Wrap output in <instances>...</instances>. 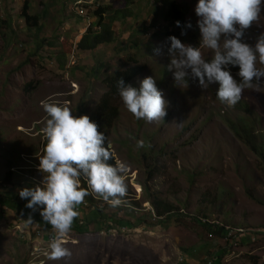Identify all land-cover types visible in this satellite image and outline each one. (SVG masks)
Wrapping results in <instances>:
<instances>
[{
    "label": "rangeland",
    "instance_id": "374dc122",
    "mask_svg": "<svg viewBox=\"0 0 264 264\" xmlns=\"http://www.w3.org/2000/svg\"><path fill=\"white\" fill-rule=\"evenodd\" d=\"M24 1L0 0V264H206L224 241L195 220L264 227V77L254 78L230 107L217 98L218 83L206 89L190 77L187 83H176L167 70L170 41L161 16L172 2L191 24L181 42L200 47L206 61L214 56L200 45L198 0H135L132 16L113 24L114 42L92 51L77 48L80 37L90 24L104 21L100 7L123 8L124 0H32L28 21L22 15ZM75 2H80L82 14ZM262 34L264 3L259 18L245 30L244 42L254 46ZM155 48L162 54L156 55ZM131 58L144 69L130 84L138 88L140 80L153 77L167 101V115L162 121L137 119L120 95L113 98L117 114L107 139L115 164L127 166V193L113 207L88 190L92 201L84 199L76 219L80 225L92 222L85 232L71 229L63 237L70 256L51 260L56 231L43 221L39 208L28 210L31 223L23 208L18 209L19 203L28 202L20 198L21 189L46 184L39 157L50 117L41 102L67 105L73 115H88L104 130L95 117V106L107 91L103 80L132 66ZM256 68L264 71L258 55ZM229 70L240 82L239 67L230 65ZM242 121L253 134L256 152L232 129ZM139 140L143 148L137 147ZM8 171L13 174L6 183ZM81 178L86 186L87 178ZM5 197L16 198V207L8 206ZM150 198L172 208L173 217H159ZM96 209L107 218L100 229L92 218ZM220 264H264V241L222 255Z\"/></svg>",
    "mask_w": 264,
    "mask_h": 264
},
{
    "label": "clouds",
    "instance_id": "9594fccd",
    "mask_svg": "<svg viewBox=\"0 0 264 264\" xmlns=\"http://www.w3.org/2000/svg\"><path fill=\"white\" fill-rule=\"evenodd\" d=\"M262 3L264 0H198L195 13L199 17L200 45L213 50L214 56L206 61L200 47L182 43L175 36L168 37L170 63L167 70L173 73L175 82L187 83L190 77L198 80L202 89L218 83L217 98L221 103L235 106L254 78L264 77V71L256 68L257 55L264 63V34L257 38L254 46L244 42L245 30L259 18ZM176 24L180 26L179 21ZM154 53L162 54L160 48H155ZM230 65L239 67L240 82L231 74ZM117 88L124 105L137 119L164 120L167 101L153 77L140 80L138 88L120 78ZM41 104L50 117L43 130L47 139L44 155L39 157V170L47 174L43 180L46 184L25 187L19 191V196L28 201L26 207L33 212L39 208L43 221L56 231L50 243L49 259L58 260L71 255L62 240L79 215L76 207L89 195L88 190L81 187V175L87 178L93 192L117 207L122 203L120 198L127 193L123 175L127 166L122 162L115 166L108 163L112 158L111 144L105 146V134L88 115H73L67 105L59 102L45 100ZM137 147L143 148L144 141H137ZM28 222H32L31 215Z\"/></svg>",
    "mask_w": 264,
    "mask_h": 264
},
{
    "label": "trees",
    "instance_id": "16d2710c",
    "mask_svg": "<svg viewBox=\"0 0 264 264\" xmlns=\"http://www.w3.org/2000/svg\"><path fill=\"white\" fill-rule=\"evenodd\" d=\"M32 0H25L23 4V9H22V15L23 17L26 18V21L32 19L30 16L26 14V11L28 10L29 7V2ZM135 0H124V7L123 8H117L114 9V7L111 6H106V7H100L99 8V13L104 14V21L99 22L98 24H90L87 29L85 30L84 34L80 37V40L77 43V48L81 51H92L96 49L98 46L105 45V44H110L114 42L115 40V35H114V30H113V24L115 22H121L125 21L127 18H130L132 16V5L134 4ZM185 11L181 9L180 5L177 3H169L166 11L162 14L161 18L162 21L165 24L164 27V32L167 33L170 36H175L178 39H182L184 35L187 32V22L185 18ZM35 19V18H33ZM180 22V26H177L176 22ZM97 26V29H93V27ZM184 33V34H182ZM137 45L135 43L132 44V47H136ZM134 64L124 70H118L115 71L112 75H107L104 78V84L107 87V91L100 97L97 105L95 106V117L96 119L101 122L104 126L105 129L101 130L105 134L106 140H105V146L109 144L108 139H107V129L111 126L116 114H117V109L114 107L111 102L113 98L117 97L119 95L118 88H117V81L120 78H123L125 83H131L136 77L140 75L142 70L144 69V66L138 65V62L134 59L131 58ZM242 125L237 127L233 126L232 129L235 132L236 135L240 136L241 139H243L246 142H248V145L250 148H252V151H257L256 147H251V143H253V134L251 131H248V125L246 123H243ZM109 164L116 165L114 158H112L108 161ZM12 172L8 171L4 177V181L6 183L11 182V176ZM82 187H84V183H82ZM90 195H87L84 199L91 202V198L89 197ZM2 198L4 199V196L0 194V202H2ZM6 204L10 206L11 208L16 207L17 205V200L16 198H7L5 197ZM150 203L153 205L154 210L156 214L159 217L162 216H169L172 212V208L169 206H164L161 204L160 201L156 199L150 198ZM4 202V201H3ZM27 202L25 203H19L18 209L24 210V217L29 216L28 210L29 208L26 207ZM160 206H162V209H160ZM80 205L76 207L78 209ZM75 209V210H76ZM101 210L96 209L93 212V219L94 216L95 221H96V229H100L101 227V222L103 219H106V217H102ZM173 215L171 214V216ZM168 217V218H169ZM41 220L40 218H37V220ZM111 219V218H108ZM85 222L83 225L78 224L77 219L75 218L72 224L71 229L75 230L78 233H83L86 231L87 225L92 222L91 220H84ZM94 221V220H93ZM199 222L208 232H210L213 235H219L220 238L222 237V229L216 227V229H212V226L208 223H203L202 220H195ZM127 223V222H126ZM127 226H131L130 223L126 224ZM245 238L244 240H246ZM246 244H243V246ZM219 253V254H218ZM222 255H224V252L218 251L215 253L213 256L216 258L213 264H220L221 263V258Z\"/></svg>",
    "mask_w": 264,
    "mask_h": 264
},
{
    "label": "built area",
    "instance_id": "2783aa9c",
    "mask_svg": "<svg viewBox=\"0 0 264 264\" xmlns=\"http://www.w3.org/2000/svg\"><path fill=\"white\" fill-rule=\"evenodd\" d=\"M76 3V2H75ZM80 2H77L75 5L77 7V13L82 14L83 11L78 7V4ZM82 180L80 183H84V187H86L87 190H91V188L88 185V182L85 186V180L81 178ZM82 187V186H81ZM89 192V191H88ZM86 204V201L82 204H80V207L84 206ZM78 210V209H76ZM203 223H208L212 226V229H216V227L222 229V237L221 239L224 241V247L222 248V251L224 252V256H232L234 255V250L242 247L243 244H252L257 243L258 240L264 241V227L256 228V229H248L244 227H231L225 224H222L218 221H208V220H202ZM244 236H247L248 238L244 240ZM215 257H212L208 260L206 264H213L215 261Z\"/></svg>",
    "mask_w": 264,
    "mask_h": 264
}]
</instances>
